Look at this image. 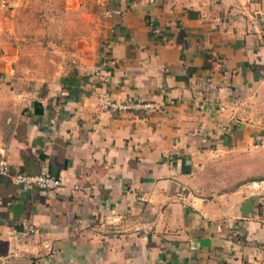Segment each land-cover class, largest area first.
<instances>
[{
	"label": "crops",
	"instance_id": "crops-1",
	"mask_svg": "<svg viewBox=\"0 0 264 264\" xmlns=\"http://www.w3.org/2000/svg\"><path fill=\"white\" fill-rule=\"evenodd\" d=\"M100 1L89 68L0 25V158L66 180L0 174V264H264V0Z\"/></svg>",
	"mask_w": 264,
	"mask_h": 264
},
{
	"label": "rangeland",
	"instance_id": "rangeland-1",
	"mask_svg": "<svg viewBox=\"0 0 264 264\" xmlns=\"http://www.w3.org/2000/svg\"><path fill=\"white\" fill-rule=\"evenodd\" d=\"M6 4L7 8L0 12V25H5L3 29L8 35L14 36L17 31L16 26L11 28L12 22L16 25L18 21L24 30L30 25L29 29L36 32L45 26L51 39L50 63H74L77 60L85 68L94 63L102 48L96 31L98 29L101 34L104 28L102 19L106 4L100 0H13ZM78 51L82 53L81 59H78V53L74 54ZM41 60L45 63L47 58Z\"/></svg>",
	"mask_w": 264,
	"mask_h": 264
},
{
	"label": "built area",
	"instance_id": "built-area-1",
	"mask_svg": "<svg viewBox=\"0 0 264 264\" xmlns=\"http://www.w3.org/2000/svg\"><path fill=\"white\" fill-rule=\"evenodd\" d=\"M101 108L109 112H133L138 113L143 110L153 108L151 102H146L140 98L129 96L122 101L111 98L107 93H100L98 96ZM0 174L13 180L20 186L37 187L42 190L51 191L64 186L66 180L60 174L41 172L37 174L29 173L24 170H14L7 160L0 158ZM35 230L30 228V232Z\"/></svg>",
	"mask_w": 264,
	"mask_h": 264
}]
</instances>
